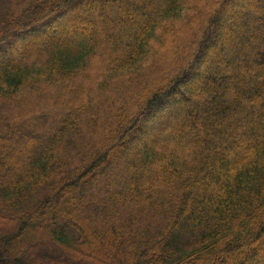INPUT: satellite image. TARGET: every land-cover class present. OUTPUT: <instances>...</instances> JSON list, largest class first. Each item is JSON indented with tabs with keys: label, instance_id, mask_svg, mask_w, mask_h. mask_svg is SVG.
<instances>
[{
	"label": "trees",
	"instance_id": "trees-1",
	"mask_svg": "<svg viewBox=\"0 0 264 264\" xmlns=\"http://www.w3.org/2000/svg\"><path fill=\"white\" fill-rule=\"evenodd\" d=\"M0 264H264V0H0Z\"/></svg>",
	"mask_w": 264,
	"mask_h": 264
},
{
	"label": "rangeland",
	"instance_id": "rangeland-1",
	"mask_svg": "<svg viewBox=\"0 0 264 264\" xmlns=\"http://www.w3.org/2000/svg\"><path fill=\"white\" fill-rule=\"evenodd\" d=\"M50 254H52V253H50ZM56 255V254H55Z\"/></svg>",
	"mask_w": 264,
	"mask_h": 264
}]
</instances>
